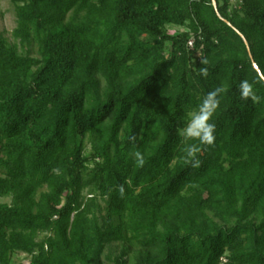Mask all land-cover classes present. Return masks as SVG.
I'll return each mask as SVG.
<instances>
[{"label":"trees","instance_id":"1","mask_svg":"<svg viewBox=\"0 0 264 264\" xmlns=\"http://www.w3.org/2000/svg\"><path fill=\"white\" fill-rule=\"evenodd\" d=\"M9 1L0 264H264V0Z\"/></svg>","mask_w":264,"mask_h":264},{"label":"clouds","instance_id":"2","mask_svg":"<svg viewBox=\"0 0 264 264\" xmlns=\"http://www.w3.org/2000/svg\"><path fill=\"white\" fill-rule=\"evenodd\" d=\"M202 73L205 75L206 70L202 69ZM221 88L209 92L206 97L199 104L195 114L191 115L187 126L183 129L184 137L186 140H198L202 145H213L215 141L216 125L210 121L213 119V115L218 108L219 101L217 99ZM240 96L242 100L252 99L253 102H258L260 97L254 94L253 85L247 80L240 82ZM183 151L186 154V161H194L193 167H198L200 161L197 160L196 152L197 148L193 144H188L184 147ZM137 155V162L139 165H143L144 160L139 153Z\"/></svg>","mask_w":264,"mask_h":264},{"label":"rangeland","instance_id":"3","mask_svg":"<svg viewBox=\"0 0 264 264\" xmlns=\"http://www.w3.org/2000/svg\"><path fill=\"white\" fill-rule=\"evenodd\" d=\"M234 3L237 0H232ZM17 26V20L14 12V7L10 3L9 0L2 1L0 3V32L4 35L6 39H8L10 44H14V39L12 36V33L14 29ZM183 28H170L169 32L170 33H175L178 31H183ZM3 202L11 203L10 198H5L3 199ZM116 245V244H115ZM109 253V250L106 251V254ZM114 255L119 253V250L115 251L114 250ZM16 261H23L25 264H28L30 261V258H28L25 254H19L15 257Z\"/></svg>","mask_w":264,"mask_h":264},{"label":"water","instance_id":"4","mask_svg":"<svg viewBox=\"0 0 264 264\" xmlns=\"http://www.w3.org/2000/svg\"><path fill=\"white\" fill-rule=\"evenodd\" d=\"M213 3H214V6H215V8H216V10H217V12H218L217 2H216L215 0H213ZM244 40H245L246 44L248 45V42L246 41V39H244ZM254 67H255V69L260 73L261 77H262L263 80H264V75H263L261 69L259 68V66H258L256 63H254Z\"/></svg>","mask_w":264,"mask_h":264},{"label":"built area","instance_id":"5","mask_svg":"<svg viewBox=\"0 0 264 264\" xmlns=\"http://www.w3.org/2000/svg\"><path fill=\"white\" fill-rule=\"evenodd\" d=\"M190 44L192 45V42Z\"/></svg>","mask_w":264,"mask_h":264}]
</instances>
